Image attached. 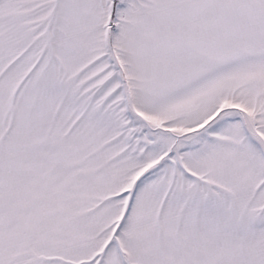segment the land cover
<instances>
[{"label": "snow or ice", "instance_id": "1", "mask_svg": "<svg viewBox=\"0 0 264 264\" xmlns=\"http://www.w3.org/2000/svg\"><path fill=\"white\" fill-rule=\"evenodd\" d=\"M0 264H264V0H0Z\"/></svg>", "mask_w": 264, "mask_h": 264}]
</instances>
